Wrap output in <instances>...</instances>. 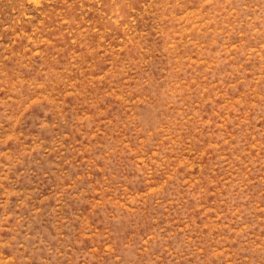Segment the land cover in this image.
Segmentation results:
<instances>
[{"label": "rangeland", "instance_id": "1", "mask_svg": "<svg viewBox=\"0 0 264 264\" xmlns=\"http://www.w3.org/2000/svg\"><path fill=\"white\" fill-rule=\"evenodd\" d=\"M0 264H264V0H0Z\"/></svg>", "mask_w": 264, "mask_h": 264}]
</instances>
